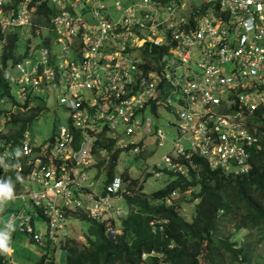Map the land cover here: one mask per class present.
Segmentation results:
<instances>
[{"label":"built area","instance_id":"2783aa9c","mask_svg":"<svg viewBox=\"0 0 264 264\" xmlns=\"http://www.w3.org/2000/svg\"><path fill=\"white\" fill-rule=\"evenodd\" d=\"M25 1L11 24L29 22ZM49 1L57 6L53 22L66 50L54 60L42 50L41 60L16 64L19 77H6L17 82L21 110L37 106L46 89L59 91L68 122L39 144L29 131L13 144L0 129V197L23 204L9 212L11 228L43 244L37 219L57 237L65 236L74 212L119 218L114 202L124 196L125 181L115 175L97 191L87 174L97 159L93 149L112 139L139 154L149 137L163 146L165 132L146 115L155 116L159 107L178 118L188 138L186 146L175 143V156L165 157L167 169L187 176L198 166L196 157L212 168L250 169L259 136L248 129L249 118L258 111L264 116V0H204L187 8L184 0H100L81 10L80 0ZM178 191L164 201L171 203ZM112 224L109 235L118 231Z\"/></svg>","mask_w":264,"mask_h":264},{"label":"trees","instance_id":"16d2710c","mask_svg":"<svg viewBox=\"0 0 264 264\" xmlns=\"http://www.w3.org/2000/svg\"><path fill=\"white\" fill-rule=\"evenodd\" d=\"M46 5V4H45ZM48 21L54 12L43 6ZM19 30L6 31L0 24V97L11 94L13 85L4 78L5 69L21 58ZM30 48V44L26 48ZM8 96V95H7ZM20 109V108H18ZM40 109L19 110L7 122L8 138L13 144L20 141L29 125L40 116ZM1 114V111H0ZM249 122H258L262 140L252 148V169L247 174H229L211 169L202 158H195L198 166L191 168L187 178L180 173L168 172L165 187L146 193L145 180H132L117 173L120 150L114 154L106 174V182L121 174L128 186L124 198L128 208L120 219V233L113 238L106 233L108 222L117 225V218L94 220L85 213L78 218L88 222L83 238H67L61 247L66 253L65 264H264V255L257 251L264 245V117L258 111ZM34 144H36L33 141ZM132 146V145H131ZM143 150L137 157H141ZM23 159H18L22 161ZM47 159H45L46 161ZM25 161V160H24ZM104 161L99 162V166ZM24 163V162H22ZM167 172V170H166ZM151 173H149L150 175ZM6 177V184L11 185ZM194 191L187 217L182 211V196ZM179 189V196L171 203L162 202L172 191ZM2 207L0 205V212ZM245 230L244 237L237 233ZM143 254H147L144 258ZM0 252V264H7ZM36 264H62L55 259L42 257Z\"/></svg>","mask_w":264,"mask_h":264},{"label":"clouds","instance_id":"9594fccd","mask_svg":"<svg viewBox=\"0 0 264 264\" xmlns=\"http://www.w3.org/2000/svg\"><path fill=\"white\" fill-rule=\"evenodd\" d=\"M38 1L39 0H30L29 6L27 7L28 15H29V22L26 23V24H23V25L15 26V25L11 24V16L16 15L18 10L24 6L26 1L25 0H0V24L3 26V28L6 31H8L10 28L14 29V30H19V35L21 36V40H23V37H24V40H26V44L27 45L30 44V48L27 47V48H25V50L22 53H20V52L18 53V55L21 54V58L19 60H17L13 65L7 67L5 69V71H4V73H3L4 78H6L7 81H9L13 85V89L10 91L11 94H6V96L0 97V111H1V114H0V129H2V131H8L9 127H7L5 129V125L7 126V124H8L7 122L11 119L10 115L12 116L14 113H17L19 110H21V109H18V107H17V105H19V101H18V98H17V91H18L19 87L17 85V82L7 78L6 77V73L10 72V74L13 77L17 78V77H19L17 75L18 72L16 71V64L17 63L25 62V60H31L32 62H35L36 60H41V51L42 50H47L46 51V55L48 54V58L54 60V59H57V56L62 55L64 53V50H66L65 48H63V42L61 41L62 36L58 34L56 26H55V24L53 22L54 17L57 14V10H58L57 6L53 7V4L49 0H42L41 3H38ZM80 1H81V3L78 6L79 10L83 9L85 7V5L86 6H90L91 4H94V2L96 0H91L89 2L87 0H80ZM121 1L123 3H125V4L128 2V0H121ZM109 5L112 6L113 5V1H109ZM43 6H48L54 12V14L51 15V18H50L49 21H48V17L46 16L45 13H39L40 9ZM66 7H69V6L67 5ZM7 20L9 21V23H6ZM29 32H32L34 40H36L37 38L41 39L42 48L40 50L37 49V46H39V45H35V47H33V48L31 47V43H32L33 38H27ZM69 51H70V56H72L73 55L72 49H70ZM14 86L16 87V89H14ZM47 91L49 92L51 90L46 89L45 92H44V96L47 93ZM53 91H55V90H53ZM44 96L42 97V101H40L37 104V106L32 107L31 109H28V111H32L33 109L39 108L40 109L39 113H43L46 110V106H47L45 101H44ZM5 97L10 99V101H12V103H13V108L10 109V110L7 109V108H4V106H3V104L5 102H7V101H4ZM58 100H59V98H58ZM59 104H60V101H59ZM15 107H17V110H14ZM22 111H25V110H22ZM40 116H41V114H40ZM40 116H38V118ZM152 116H153V114H152ZM262 116H263V114H262ZM252 117H250V118H252ZM175 118H176V120L174 122H169L170 125H173L177 129V139L171 140L172 149L167 154L163 155L161 160H159V162L157 161L156 163H154L151 166V171H148V173L146 172L148 169L143 171V173H142L143 175H145L146 173H147V175H149V173H151V174L155 175L156 177H162V176H168V172L173 171V170L167 169L165 157L166 156H175L176 155V153H177L176 152L177 151L176 150L177 147H175V143L176 142L180 141V145L186 146L187 145V141H188V138L184 135V133L183 132H182V134L180 133L179 124H178V118L176 116H175ZM6 119H7V121H5ZM31 125H29V127H27L26 130L24 131L23 135H21V139H20L19 142H21V140H23L24 134L26 133V131L30 132ZM258 125H259L258 122H254V123L250 122L249 125H248V129L251 132H255L256 131L258 136H259V139L251 147L250 154H251L252 148L255 145H258L260 143V141L262 140V137H263L262 132L259 131ZM1 127H3V128H1ZM9 131H10V128H9ZM54 133H55V130L46 139H48ZM179 139H181V140H179ZM32 140H33V137H32ZM166 142H168L167 137H166ZM166 142H165V144L163 146L166 145ZM148 144H147V146H148ZM153 144H157L158 145L157 142L153 143ZM77 145H75V146H77ZM147 146L145 147L144 151H146ZM163 146H160V147H163ZM128 149L129 148H126V149L120 148V144H114V141L112 139H110V142L107 145L102 146L99 150L93 149V154H95L94 159H96V158L97 159L95 160V162H92L90 164V166L87 168V174H88V176H91L90 180L95 182L97 191L102 192L103 189H104V185L109 183V182H106V174H107L108 167L111 164L112 160H111V157H108V155H111V152H114V154H116V152L118 150H128ZM95 151H97V152L94 153ZM137 155H139V154H137ZM196 158H198V159L202 158L205 161H207L203 157H196ZM174 159L178 160L176 158H174ZM183 160L184 159H181V161H183ZM100 161H104L101 166H99V162ZM118 162H119V156H118ZM207 163H208V161H207ZM107 164H108V167L105 168V166ZM197 164H199V163H197ZM249 164H250V169L247 172L236 173L235 171H231V170H228V169H225V168H222V167L212 168L211 165L208 163V165H209V167L211 169H213V170L220 169V170H223L225 173H229V174H247V173H249V171L252 169V163H251V160H250V156H249ZM166 170H167V172H166ZM160 171H163V174L162 175H157V173L160 172ZM173 172L174 173H179V172H175V171H173ZM103 174H104V177H103ZM123 174L127 175L130 180L136 178V177H134V176H132L130 174V170H127V171L123 172ZM117 175H121V174H117ZM183 176H185V175H183ZM189 176H190V174L185 176V177L188 178ZM137 177L143 178L142 176H137ZM145 178H147V176H145ZM88 179H89V177H88ZM123 179H124V177H123ZM124 181H125V187L127 189L128 179L127 180L124 179ZM100 182H102V185H100ZM0 198H11V197H0ZM122 199L125 201V198L123 196L121 199L116 200L114 202L115 206H119L121 208V210H122L121 216L119 218H117V222H116L117 225L112 224L118 231L114 235H109L107 233V228L108 227H106V233L112 238L115 235H117L118 233H120L119 229H121V227H118V223H120V219L126 215L127 209L126 210L124 208L122 209V207L119 204V201L122 200ZM13 200H17V199H13ZM164 200H162V202H166ZM166 203H168V202H166ZM0 205L2 207V211L0 212V214L3 213V212H8V218H9V212H11L12 210L22 209V207H23V204H22L21 207L14 206V207H11V209L6 210V209L3 208L1 202H0ZM32 207L33 206H31V208ZM78 213H85L86 215L89 216L88 212H81V211L74 212L73 214H68L67 222H66V228H65V231H64L65 232V236L58 235L57 237H51L50 233H48L47 223L43 219H37L35 226H36L37 229H39V230H41L43 232V234H44V236H43L44 237V243L40 244L37 241H34L33 239H32V241L36 242L37 244H39L40 246H42L44 248H47V249L52 248L53 251H57L56 250V245H59L61 247V244L67 238H70L71 234L74 235V232H72L71 229H70L71 227H69V223H70L72 218L81 220V219L78 218ZM90 218H92V217H90ZM92 219H94V218H92ZM94 220H98V219H94ZM81 221H83V220H81ZM7 223H8V221H7ZM106 226H107V224H106ZM10 229H11V231L15 230V229H13L11 227H10ZM15 232L19 233L20 231L15 230ZM23 233H25V232H23ZM25 234L29 235L28 233H25ZM83 236H84V234H83ZM80 238L81 237L79 236L78 239H80ZM6 248H8V249L4 250V248H0V252H2L4 254V257H5V259H3L2 262H5V260H6L7 264H10L9 260H7L8 259L7 255H10L13 251L8 246H6ZM43 256L46 257L47 260H51V259L52 260L53 259L56 260V258L53 257V256L49 257V255L47 253H43L41 258ZM143 257L146 258L147 254H143Z\"/></svg>","mask_w":264,"mask_h":264},{"label":"rangeland","instance_id":"374dc122","mask_svg":"<svg viewBox=\"0 0 264 264\" xmlns=\"http://www.w3.org/2000/svg\"><path fill=\"white\" fill-rule=\"evenodd\" d=\"M88 2L91 0H87ZM100 0H96L94 3L98 4ZM204 0H184L183 8H187L190 5L202 4ZM66 5V4H65ZM27 38H33L32 32H29ZM24 40V37H23ZM21 43L20 53H22L26 48V40ZM37 46V49L40 50L42 48L41 39L37 38L36 40H32L31 47ZM19 76V73H17ZM14 89L16 87L14 86ZM59 91H47L44 96V101L46 103V110L41 114V116L34 120L30 127V135L33 137V141L37 144L43 142L49 135L53 133L59 125H67L69 111L66 110L63 106L59 104ZM4 101H7L3 104L4 108L12 109L13 103L8 98H4ZM14 110H17L15 107ZM146 115L152 117V121L154 125L158 126L159 128L163 129L165 135L168 139L166 145L163 147L158 146L157 144H153L155 141L154 137L148 138V146L146 151L142 154L141 157H137L136 152L132 146L129 147L128 150H120L119 154V163L115 166V170L118 173H123L127 170H130V174L134 177L142 176L144 183V191L146 193H151L152 191L161 189L165 187L166 183L168 182L167 176L156 177L153 174L147 175L148 171H151V166L156 163L157 161L161 160L162 156L167 154L172 149L171 140L177 139V129L170 125L169 122H174L176 120L175 115H173L166 107H159L158 112L155 116H152L151 111H147ZM10 127L9 124L5 125V129ZM3 128V127H1ZM122 128H119V131H122ZM11 131V130H10ZM8 128V133H10ZM114 157V152H111V160ZM108 167V164L105 168ZM148 169L145 175H143V171ZM142 174V175H141ZM147 176V178H145ZM89 179L91 176H88ZM104 177V174H103ZM102 185V182H100ZM199 188H195L193 190H188L182 198L185 200L183 204L182 211L184 215L190 217L193 211V204L191 205L194 191H198ZM181 196V195H180ZM178 196V197H180ZM0 202L4 209L9 210L11 207H21L22 201L20 199L13 200L11 198H0ZM120 206L122 209L128 208L126 201L123 199L119 201ZM8 212H3L0 214V248H4L7 250L6 246L12 249V253L7 255V260H9L10 264H36L43 253H47L49 257L53 256L56 258L57 262L65 264L66 261V253L63 249L56 245V250L53 251L52 248L47 249L36 242L32 241L31 236L23 233V232H15V230L10 229L8 223ZM120 223H118V227ZM88 222L81 221L75 218H72L69 227H71V231L74 232V235L71 234L72 238H83V234H85L88 230ZM121 231V229H119ZM245 230H241L237 233L239 238L244 237ZM84 239V238H83ZM59 247V248H58ZM258 255H264V245H261L257 251ZM143 264H149L148 262Z\"/></svg>","mask_w":264,"mask_h":264}]
</instances>
